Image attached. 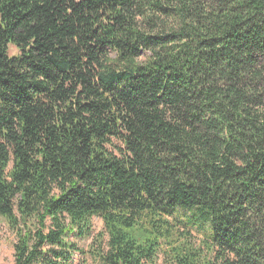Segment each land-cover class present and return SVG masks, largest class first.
I'll use <instances>...</instances> for the list:
<instances>
[{
  "label": "trees",
  "instance_id": "16d2710c",
  "mask_svg": "<svg viewBox=\"0 0 264 264\" xmlns=\"http://www.w3.org/2000/svg\"><path fill=\"white\" fill-rule=\"evenodd\" d=\"M0 217L13 264H264V0H0Z\"/></svg>",
  "mask_w": 264,
  "mask_h": 264
},
{
  "label": "rangeland",
  "instance_id": "374dc122",
  "mask_svg": "<svg viewBox=\"0 0 264 264\" xmlns=\"http://www.w3.org/2000/svg\"><path fill=\"white\" fill-rule=\"evenodd\" d=\"M16 50L14 46L9 45L8 46V54H15ZM144 56H142V59ZM113 143L116 146H121V144L117 140H113ZM108 149L115 153L117 152V149L111 145L108 146ZM91 226H92V234H95L98 231H101L103 229L102 220L100 217L93 216L91 218ZM192 239L194 240L195 244H200V241L202 239L201 234H198L195 232V230H192ZM15 242V234L14 232L8 227L6 222L0 217V264H13V244ZM91 242V237L84 239V240H77V244L80 248L83 250H87L89 244ZM85 260L87 261V264H98L93 258H91L90 255L84 256ZM81 257L80 254H75V261H79ZM154 264H162V256L159 255L155 261Z\"/></svg>",
  "mask_w": 264,
  "mask_h": 264
}]
</instances>
